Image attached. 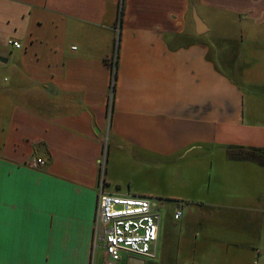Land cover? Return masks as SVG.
<instances>
[{
    "label": "crops",
    "instance_id": "1",
    "mask_svg": "<svg viewBox=\"0 0 264 264\" xmlns=\"http://www.w3.org/2000/svg\"><path fill=\"white\" fill-rule=\"evenodd\" d=\"M262 45L264 0H0V264H107L92 228L110 145L207 161L217 185L195 197L199 221L257 224L264 264V100L229 72L255 87ZM224 244L204 251L246 264Z\"/></svg>",
    "mask_w": 264,
    "mask_h": 264
},
{
    "label": "rangeland",
    "instance_id": "2",
    "mask_svg": "<svg viewBox=\"0 0 264 264\" xmlns=\"http://www.w3.org/2000/svg\"><path fill=\"white\" fill-rule=\"evenodd\" d=\"M228 30L233 32L230 28L221 32L227 34ZM214 43L219 45L218 38ZM215 45L213 52L219 49ZM221 48L227 49L228 53L236 54L235 48L229 42L223 43ZM259 48L264 53V45ZM229 72L246 93L254 92L257 100H264V70L261 75L255 77L256 80H253L258 82L254 84L255 87L245 85V79L238 73ZM259 108L263 113L260 115V120L264 124V104ZM193 156L189 154L184 159L176 157L171 160L143 161L131 154L119 153L113 145L105 149L104 178L112 182L107 191H118L135 196L146 192L161 213L157 258L145 259L144 264H223L220 258L204 250L206 243L211 247L225 249L227 244L224 243L227 241L236 243V245L230 244L232 252L247 255L246 264L255 263V259H259L257 224L223 221L217 215L199 221L195 200L199 195L207 194L203 192L205 186L208 184L214 186L217 182L214 170L207 161L193 160ZM117 182L119 187L115 185ZM175 209L182 211L183 216L179 220L174 218ZM195 246L200 250L199 255L193 252ZM242 260L239 259L237 263L241 264Z\"/></svg>",
    "mask_w": 264,
    "mask_h": 264
},
{
    "label": "built area",
    "instance_id": "3",
    "mask_svg": "<svg viewBox=\"0 0 264 264\" xmlns=\"http://www.w3.org/2000/svg\"><path fill=\"white\" fill-rule=\"evenodd\" d=\"M8 44L20 48L19 42L9 40ZM116 59V58H115ZM114 75L111 80L109 111L113 105ZM34 167L44 166V160L35 159ZM99 190L93 217L92 252L102 247L107 255V264H120L121 253L157 258L160 235L161 213L153 209L151 198L123 196L108 192L104 178V160L100 164ZM182 211L177 209L174 218L179 220Z\"/></svg>",
    "mask_w": 264,
    "mask_h": 264
},
{
    "label": "water",
    "instance_id": "4",
    "mask_svg": "<svg viewBox=\"0 0 264 264\" xmlns=\"http://www.w3.org/2000/svg\"><path fill=\"white\" fill-rule=\"evenodd\" d=\"M194 21L196 24L197 33H201L203 31L204 25L197 13H194ZM153 209L156 210V203H153Z\"/></svg>",
    "mask_w": 264,
    "mask_h": 264
},
{
    "label": "flooded vegetation",
    "instance_id": "5",
    "mask_svg": "<svg viewBox=\"0 0 264 264\" xmlns=\"http://www.w3.org/2000/svg\"><path fill=\"white\" fill-rule=\"evenodd\" d=\"M156 209L158 210L157 205H156Z\"/></svg>",
    "mask_w": 264,
    "mask_h": 264
},
{
    "label": "trees",
    "instance_id": "6",
    "mask_svg": "<svg viewBox=\"0 0 264 264\" xmlns=\"http://www.w3.org/2000/svg\"><path fill=\"white\" fill-rule=\"evenodd\" d=\"M113 92H114V89H113Z\"/></svg>",
    "mask_w": 264,
    "mask_h": 264
}]
</instances>
